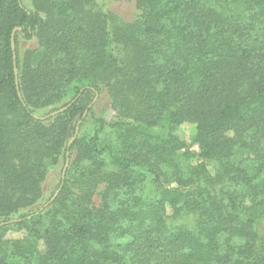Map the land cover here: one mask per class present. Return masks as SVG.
I'll return each mask as SVG.
<instances>
[{"label":"trees","instance_id":"1","mask_svg":"<svg viewBox=\"0 0 264 264\" xmlns=\"http://www.w3.org/2000/svg\"><path fill=\"white\" fill-rule=\"evenodd\" d=\"M112 1L0 0V264H264V0Z\"/></svg>","mask_w":264,"mask_h":264},{"label":"rangeland","instance_id":"2","mask_svg":"<svg viewBox=\"0 0 264 264\" xmlns=\"http://www.w3.org/2000/svg\"><path fill=\"white\" fill-rule=\"evenodd\" d=\"M23 3L26 7L30 8V0H23ZM108 8L113 13H115L120 18V20H123V21H130L133 18V16L135 15V10H134L133 5L131 3L124 1V0L112 1L108 4ZM22 45L31 46L32 43L31 42H22ZM93 104H96V107H95V116L96 117L104 118L106 121H109L111 119V117L113 116V112L110 109L108 102L104 99L103 96L101 97V99L99 101H97V99H96L93 102ZM88 128L89 127H86L83 130L86 131V130H88ZM78 133H79V131H78ZM107 134H108V137L106 136L107 137L106 141L111 142L113 140V134L109 130L107 131ZM178 135L181 138H183L184 140L190 141L191 135H192V129L189 126L185 125L178 130ZM190 149L194 152L197 151L196 146H193V145L190 146ZM209 169L211 170V168H209ZM104 173L106 174L108 172L105 171ZM103 188H104V184L101 182L98 183L97 191L95 192V194L91 200V204H90L91 209H96L98 207V205L100 204V195L98 193L100 191H102Z\"/></svg>","mask_w":264,"mask_h":264},{"label":"water","instance_id":"3","mask_svg":"<svg viewBox=\"0 0 264 264\" xmlns=\"http://www.w3.org/2000/svg\"><path fill=\"white\" fill-rule=\"evenodd\" d=\"M18 30V28H15L14 30H13V32H12V34H11V49H12V53H13V71H14V76H15V83L17 84V82H16V79H17V69H16V65H15V52H14V41H13V36H14V33L16 32ZM96 98L97 97H95V99L93 100V102L96 100ZM76 99H77V97L76 98H74L71 102H69L66 106H64V107H62V108H60V109H58V110H56V111H54V112H51V113H49L48 115H46V116H43V117H36L35 116V118L36 119H39V120H41V121H44V120H47V119H49V118H52V117H55V116H57V115H59V114H61V113H63V112H65L75 101H76ZM92 105V104H91ZM85 116V114L83 115V117ZM78 131H79V123L77 124V126H76V128H75V132H74V136L69 140V142H68V147L72 144V142L75 140V138H76V136H77V134H78ZM68 152L66 153V161H65V165H64V169H63V172H62V179L64 178V172H65V169H66V167H67V165H68ZM58 191L59 190H57L56 192H55V194H54V196H53V198L48 202V204L49 203H51L52 202V200L54 199V197L57 195V193H58ZM47 204V205H48Z\"/></svg>","mask_w":264,"mask_h":264}]
</instances>
